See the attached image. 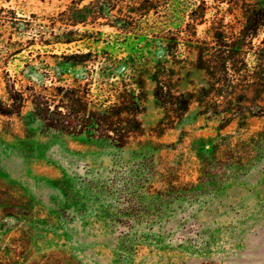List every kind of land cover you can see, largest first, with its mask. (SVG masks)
Wrapping results in <instances>:
<instances>
[{
    "label": "rangeland",
    "instance_id": "rangeland-1",
    "mask_svg": "<svg viewBox=\"0 0 264 264\" xmlns=\"http://www.w3.org/2000/svg\"><path fill=\"white\" fill-rule=\"evenodd\" d=\"M223 44L230 60L200 69ZM156 80L193 94L183 118ZM106 83L143 99L122 148L34 114L33 94ZM11 84L26 101L0 114V264H264V0H0L3 103Z\"/></svg>",
    "mask_w": 264,
    "mask_h": 264
},
{
    "label": "trees",
    "instance_id": "trees-1",
    "mask_svg": "<svg viewBox=\"0 0 264 264\" xmlns=\"http://www.w3.org/2000/svg\"><path fill=\"white\" fill-rule=\"evenodd\" d=\"M260 26L259 23L251 24L248 31L255 34ZM220 36L219 32L213 36L217 44H220L218 42ZM228 48L227 44H223L208 58L200 55L199 68L206 67L209 74L210 72L215 74L221 66L226 64L225 60L229 61L234 53ZM223 74L227 75L225 72ZM103 79L108 80V76H103ZM106 85L113 93L100 92L93 96V99L90 98L89 89H85V94L82 95L74 88L59 90L62 98L58 100L56 97L50 99L41 94H33L34 114L45 127L51 130L77 136L87 134L91 139H108L116 147L122 148L130 136L140 132V124L136 116L143 110V99L136 91L128 89L127 99L123 100L121 93L119 96L114 95L117 89L115 85L111 83H106ZM7 90L8 101L6 103L0 101V114L5 116L19 114L25 104V96L21 90L15 89L13 84L7 85ZM99 91L102 90L99 89ZM154 97L159 106L173 115L170 120H179L188 112L194 96L190 93L174 96L163 82L156 80ZM123 113L126 117L121 116Z\"/></svg>",
    "mask_w": 264,
    "mask_h": 264
}]
</instances>
